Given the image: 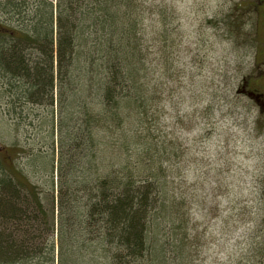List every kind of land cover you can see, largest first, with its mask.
<instances>
[{"label": "trees", "instance_id": "obj_1", "mask_svg": "<svg viewBox=\"0 0 264 264\" xmlns=\"http://www.w3.org/2000/svg\"><path fill=\"white\" fill-rule=\"evenodd\" d=\"M1 4L14 133L0 150V264H210L214 232L200 230L192 211L200 199L190 202L178 181L182 152L161 137L165 78L150 44L169 59L172 4ZM249 5L226 26L254 45L258 6ZM150 8L159 30L152 18L145 24ZM176 63L173 54L164 67ZM226 264H264V232L246 261L240 253Z\"/></svg>", "mask_w": 264, "mask_h": 264}, {"label": "rangeland", "instance_id": "obj_2", "mask_svg": "<svg viewBox=\"0 0 264 264\" xmlns=\"http://www.w3.org/2000/svg\"><path fill=\"white\" fill-rule=\"evenodd\" d=\"M2 1L5 0H0V22L5 24ZM255 2L258 8L254 18L259 29L256 44L250 45L244 35L237 40L232 38L226 25L235 16L243 17L246 6L250 4V11ZM152 3L147 0L149 7ZM167 3L174 7L168 6L170 20L166 26L170 39L173 38L172 46L171 41L167 42L171 47L169 59L159 55L158 41L150 44L154 64L162 69L165 78L162 104L166 127L161 137L168 149L182 152L179 166L183 175L178 181L190 202L200 199L192 210L202 225L200 230L214 232L212 247L206 253L211 256L210 264H226L229 256L239 259L240 253L246 261L251 247L264 232V107L241 87L250 77H258L252 85L264 97V70L260 65L264 57V29L260 22L264 2ZM152 14L150 8L145 24L150 25L152 18L154 29L159 30L162 23ZM254 18L243 29L251 27ZM173 54L175 67H164L165 62L171 64ZM1 78L4 77L0 73L2 151L5 142H11L14 130L7 124L11 119L5 114V79ZM2 154L5 157V150Z\"/></svg>", "mask_w": 264, "mask_h": 264}, {"label": "flooded vegetation", "instance_id": "obj_3", "mask_svg": "<svg viewBox=\"0 0 264 264\" xmlns=\"http://www.w3.org/2000/svg\"><path fill=\"white\" fill-rule=\"evenodd\" d=\"M260 2H261V4H262V2H264V0H260ZM260 16H261V14H260ZM263 20H261L260 19V22H261V26L263 27V29H264V11H263ZM1 24H3L2 22H1ZM0 29H5V25L3 24V25H0ZM257 29H259V24H258V28ZM259 33V32H258ZM262 36V35H261ZM260 36V37H261ZM262 41V43L264 44V37H263V39L261 40ZM259 42H260V39L258 40V44H259ZM260 65L261 66H263V70H264V57H263V59L260 61ZM264 76V75H263ZM258 77H250L247 81H246V83H245V85L243 84L242 85V87H241V90L243 91V92H246V93H248V95L252 98V99H255L257 102H258V104L260 105V106H262V107H264V97H263V99L261 98V93H260V91H258V90H256L255 88H254V85H252V82H253V80L254 79H257ZM261 103V104H260Z\"/></svg>", "mask_w": 264, "mask_h": 264}]
</instances>
